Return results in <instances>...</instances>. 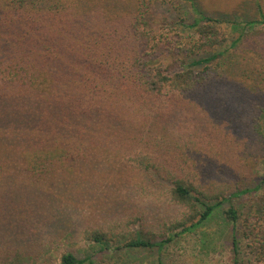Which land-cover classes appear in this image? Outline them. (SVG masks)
<instances>
[{
  "label": "trees",
  "instance_id": "trees-1",
  "mask_svg": "<svg viewBox=\"0 0 264 264\" xmlns=\"http://www.w3.org/2000/svg\"><path fill=\"white\" fill-rule=\"evenodd\" d=\"M187 2L180 13L192 21L177 22L186 30L230 22ZM160 3L0 0V264L47 263L64 237L81 234L122 261L157 250L164 264L168 244L216 218L230 239L229 264H244L240 203L259 191L264 203V172L257 181L240 174L246 161L264 159V68L240 60L241 37L203 56L216 43L206 33L169 35L148 18ZM259 7L245 27L264 26ZM245 47L264 48V36ZM218 129L237 144H171ZM257 209L261 236L249 230L247 247L264 264ZM116 216L150 228L106 231ZM96 255L62 250L57 264H97Z\"/></svg>",
  "mask_w": 264,
  "mask_h": 264
},
{
  "label": "rangeland",
  "instance_id": "rangeland-1",
  "mask_svg": "<svg viewBox=\"0 0 264 264\" xmlns=\"http://www.w3.org/2000/svg\"><path fill=\"white\" fill-rule=\"evenodd\" d=\"M159 1L161 3L155 6L151 12L152 14L148 16L150 23L152 22V24L159 25L160 29L167 30L169 35H179L181 36L180 38L187 41L191 40V38H198L199 33L200 35L206 33L207 39H214L216 40V43L214 46L206 45L202 48L204 51H200V54L203 56H209L214 52H225L232 48V44L236 39L241 37L238 44V47L239 45L241 46L242 51L241 53H238L240 60L250 62L252 69L264 68V48L256 47L257 50L254 51L248 50L247 47H245L248 41H253L254 45L257 46V39L260 36H264V26L259 23L245 27V22L257 21L260 19L262 10L259 6H261L264 11V0H194L195 2H199L201 8L209 16L234 22L232 24L230 22H225V24L223 23L217 28V30L213 27L201 28L199 29L201 30L199 33H195L193 30H186L177 24L179 16L185 17L188 22L192 21V16H194L192 13H189L188 15L180 13L186 10V4L190 10V2H187V0H166L168 4L161 5L165 0ZM234 24L238 26L235 28ZM242 28H245V30ZM237 78H239L238 75H235L231 78L229 77V80L236 81ZM221 134H225V136H221ZM230 137V134L218 129L212 133H199L196 137L192 136L190 138V136H188L181 140L171 137V144H213L216 142H219L221 145L237 144L233 143L230 140ZM228 157L234 156L229 155ZM253 158L255 159H252V161L255 163L248 165V161H246L245 166L247 170L240 169V174L245 173L250 178L255 177V181L261 180L264 172V159L263 157H260V155ZM232 163L238 165L237 159L232 160ZM223 186L224 183L214 185L216 189ZM262 194L263 193L259 191L255 194V198L251 195L247 197V200L244 199L243 202L241 199L239 200V202L241 201V206H244V209L242 208L243 216L241 217V224L239 225L242 249L241 260L244 264H259L257 263L256 256L254 254L250 255L247 246L250 242H253V236L249 234V230L253 232L259 230L258 237L261 236V229L256 226L254 222L257 221L259 216L257 207H261V215L264 217V203L258 206V204H260L259 197ZM150 202L152 201L148 200L145 202V206H150ZM89 205H91V207L89 206V212H91L92 217L95 213V206L93 205L96 204L90 201ZM152 211L156 212V209L153 207ZM118 217L119 216L111 218L110 221H108L109 223H106V231L116 229V232L125 234L129 228L133 229V231L142 230V232L147 233L150 228L148 224L142 227V224L135 218L130 220L126 218L125 221L123 220L124 223H121L122 219H119L120 217ZM245 218L247 220L244 221ZM93 222L102 224L99 222L98 218ZM112 222L116 223L112 225ZM76 226L78 227L79 225L76 224ZM222 228L224 227L221 224V220L216 218L202 228L173 240L161 253L164 264H229L231 243L229 237L222 234ZM76 231L78 232L79 230L77 229ZM62 244L63 245L59 249L52 251L50 254L51 258L47 259V263L45 261L44 264H57L58 257L62 250L72 251L79 258H85L91 253L97 254L95 258L97 264H156V259L158 258L157 250H153V252H143L138 255L133 254L130 258H125V260L122 261L117 254H111L104 251L100 252L97 248L93 249L92 241L87 240L83 234L71 241L64 237L62 239Z\"/></svg>",
  "mask_w": 264,
  "mask_h": 264
}]
</instances>
